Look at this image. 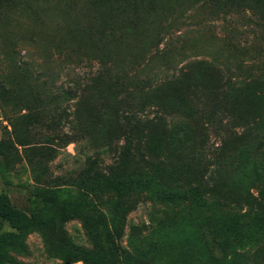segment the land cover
I'll use <instances>...</instances> for the list:
<instances>
[{
	"label": "rangeland",
	"instance_id": "374dc122",
	"mask_svg": "<svg viewBox=\"0 0 264 264\" xmlns=\"http://www.w3.org/2000/svg\"><path fill=\"white\" fill-rule=\"evenodd\" d=\"M124 117L147 121L150 164L120 160ZM93 170L199 185L204 202L94 198ZM0 193V264H264V0H0Z\"/></svg>",
	"mask_w": 264,
	"mask_h": 264
},
{
	"label": "trees",
	"instance_id": "16d2710c",
	"mask_svg": "<svg viewBox=\"0 0 264 264\" xmlns=\"http://www.w3.org/2000/svg\"><path fill=\"white\" fill-rule=\"evenodd\" d=\"M177 74V73H176ZM175 74H172L174 77ZM176 76V75H175ZM206 77V76H205ZM205 77L204 80H205ZM208 78V77H206ZM206 81V80H205ZM203 84V81H202ZM247 84V83H246ZM236 85V84H235ZM249 85V84H247ZM236 87V86H234ZM231 87L230 91H224V94L229 95L231 99L230 106L233 110L237 111L244 106V98L240 94L235 93V88ZM124 123L127 124L126 134L124 135V140L122 143V147L119 150L120 160L123 158V155H131L139 154L142 157L145 156L143 153V149L145 150V139L143 136V130L146 128L147 121L144 119L137 118L134 122H130L127 117H124ZM143 161L149 163L146 158L143 157ZM150 164V163H149ZM157 171V170H156ZM87 194H91L94 198H97L98 194L107 193V192H118L120 194L123 193H131V192H145L156 200L163 202H175L179 200L186 199H196L204 202L203 198V188L199 185L192 186L185 191L179 190H169L162 187L157 180L150 179H141V178H127L123 174L118 172L110 171L108 174H102L99 171L93 170L90 172L87 177ZM57 189H50L49 191H41L39 194L42 198V201L46 204H49L51 207L57 206L58 213L62 216L66 215H82V209L77 199H72L67 204L61 205V201L58 197V193H56ZM87 196V195H86ZM87 198V197H86ZM89 209H92L94 206V202L87 198L86 201ZM111 209L118 221L114 225L111 234V244H112V255L116 254L114 251H118L121 256L125 259L128 258L129 254L124 249H120L115 242V239H118L122 233V221L127 212V208L123 207V202L120 200L111 201ZM9 206L6 202L5 194L0 193V215L3 218H6L9 215ZM84 221L87 225L88 230H90L91 237L96 240V236L93 234L90 228L96 226L97 223H100L102 220V213L97 211L95 217L88 216L83 217ZM39 225L44 226L45 222L42 218L39 219ZM96 242V241H95ZM85 255L80 257L85 262L100 264L98 260H94L91 258H87V253L81 250ZM71 256H68L67 259L71 261Z\"/></svg>",
	"mask_w": 264,
	"mask_h": 264
},
{
	"label": "water",
	"instance_id": "95a60500",
	"mask_svg": "<svg viewBox=\"0 0 264 264\" xmlns=\"http://www.w3.org/2000/svg\"><path fill=\"white\" fill-rule=\"evenodd\" d=\"M66 264H70V263H66Z\"/></svg>",
	"mask_w": 264,
	"mask_h": 264
}]
</instances>
